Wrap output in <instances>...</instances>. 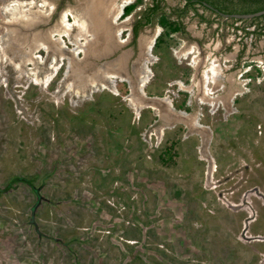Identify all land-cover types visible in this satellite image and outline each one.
<instances>
[{
	"label": "rangeland",
	"instance_id": "1",
	"mask_svg": "<svg viewBox=\"0 0 264 264\" xmlns=\"http://www.w3.org/2000/svg\"><path fill=\"white\" fill-rule=\"evenodd\" d=\"M20 1L0 0V264H264V36L245 32L253 24L201 6L178 18L183 0H162L184 28L138 30L141 90L132 75L118 81L108 49L87 53V0H62L51 18L54 65L24 63L9 50L19 14H32L35 36L60 0ZM113 2L105 24L124 48L151 0Z\"/></svg>",
	"mask_w": 264,
	"mask_h": 264
},
{
	"label": "flooded vegetation",
	"instance_id": "2",
	"mask_svg": "<svg viewBox=\"0 0 264 264\" xmlns=\"http://www.w3.org/2000/svg\"><path fill=\"white\" fill-rule=\"evenodd\" d=\"M2 2L4 0H1ZM88 2L86 3V5L84 6V9H82V16H84L85 19H89L88 24L89 26L92 27L93 30H95L96 33V37H102L105 40V43H103V45L107 47L108 49V60H110V63H112V67H116V71L119 72V76H118V81H127L126 77H130L128 80H132V76L134 78H137V85L140 82V76L143 75L144 70H145V63L143 65V69L141 70V66L140 68L138 67V57H141V54L138 52V47L136 44V37L139 31H137L136 35L133 36L131 27H132V23H134L133 19L130 23V28H129V35L130 38L128 39V44L127 46H125L124 48H121L119 44L118 39H115V37L113 38L110 31L108 30V28L106 27L105 24V14L107 12H112L114 11L115 5H113V0H87ZM20 2H25V3H29L30 2L28 0H22ZM2 7V4H0ZM125 5V4H124ZM123 5V6H124ZM55 6V5H54ZM122 6V8H123ZM9 7V6H7ZM13 5H10L9 9H12ZM62 10V0L59 1V3L57 4V6H55L53 8V11L49 12V14L47 15V19H44L43 21L40 22V24L43 25L42 30L39 29V31H37V35H33L32 30L33 29V16H31L32 14H28L25 16L22 14H19V20L17 22V24L19 25V27L21 28V34L16 33L14 40L11 42V45L9 47V50L11 49V51L13 50V54L17 53V54H21L24 57H27L24 59V63H27L29 60L31 61H38L35 60V57L39 58L41 65H39V70L38 72L41 74L43 72H45V70H47V68L50 69V67L52 65H54V63L50 64V47L48 44V40H46L45 36L49 35V29L52 23V19H56V17L61 13ZM89 10V11H88ZM2 10H0L1 12ZM122 12V11H121ZM15 19H17L18 17L15 16ZM65 19V17H63ZM22 19V20H21ZM92 20H99L100 22H96V23H92ZM4 22V21H3ZM29 23V24H28ZM55 23V22H53ZM17 25V27H18ZM94 25V26H93ZM142 27V26H141ZM140 27V28H141ZM139 28V29H140ZM138 29V30H139ZM31 31V32H30ZM36 37L39 39H41L40 41H35ZM37 39V40H38ZM95 43H97V38H95ZM42 41V42H41ZM94 42V41H93ZM94 44V43H92ZM92 44L88 45L87 47V53H97L98 51H93L90 47H92ZM34 45H36V49L39 50L40 49V53H34L32 54V48L34 47ZM132 45V46H131ZM28 46L30 48H28ZM62 47V45H61ZM89 48V49H88ZM127 48V49H126ZM148 48V46H147ZM41 52L43 54H41ZM237 54V53H236ZM132 56V57H131ZM19 58V57H18ZM37 58V59H38ZM236 59V56H235ZM147 60V59H146ZM62 62V60H60ZM113 61V62H112ZM32 63V62H31ZM110 65V66H111ZM59 68V64L57 65ZM51 74L49 73V71L46 72V74L44 75V78L47 77L48 79H51ZM132 75V76H131ZM44 78H42L44 80ZM35 79V77H34ZM41 78H39V80L35 81H40ZM41 79V80H42ZM147 96V95H146Z\"/></svg>",
	"mask_w": 264,
	"mask_h": 264
},
{
	"label": "trees",
	"instance_id": "3",
	"mask_svg": "<svg viewBox=\"0 0 264 264\" xmlns=\"http://www.w3.org/2000/svg\"><path fill=\"white\" fill-rule=\"evenodd\" d=\"M161 1L162 0H151V3L147 5L141 12L140 15L135 18L134 23H132V33L133 36L136 35L138 29L145 24H149L154 20L164 28L169 29L170 31L183 30L184 25L176 19H170L168 16L161 11ZM205 3L213 6L215 10L206 6ZM136 4V1H131L126 3L123 6V13L129 12ZM201 6L205 9H208L215 16H220L217 11L221 12H238V13H246L253 12L259 9L264 8V0H183L181 8L177 11L176 15L178 18L183 16V14L191 9L193 12H196V8ZM201 18L206 20L207 18L200 15ZM231 19H241V20H249V24H253L251 29H245V32L251 33L254 38L258 36H264V12L253 15L251 17H228ZM244 45L240 47L238 51V55H240L244 49ZM167 156H170V152H166ZM165 161V160H163Z\"/></svg>",
	"mask_w": 264,
	"mask_h": 264
},
{
	"label": "bare ground",
	"instance_id": "4",
	"mask_svg": "<svg viewBox=\"0 0 264 264\" xmlns=\"http://www.w3.org/2000/svg\"><path fill=\"white\" fill-rule=\"evenodd\" d=\"M82 20V19H81ZM96 22H100L99 20H92V23L94 24V23H96ZM75 23H76V26H81V24H83L82 23V21H78V20H75ZM87 23V25H88V22H86ZM66 24H68V23H66ZM85 25V24H84ZM83 25V26H84ZM94 26V25H93ZM85 27V26H84ZM87 28V27H86ZM82 29V28H81ZM86 32V31H85ZM97 38V43L96 44H93L92 45V47L94 48V47H105L104 45H103V43H105V40L102 38V37H99V36H97L96 37ZM96 40V39H95ZM96 48L95 49V51L97 50L98 51V49H100V48ZM92 54H94V53H92ZM99 53L97 52V53H95L94 55H98ZM146 67V66H145ZM72 72H73V70H72ZM149 75H150V68H147V72H145V74H143V75H141L140 76V81H141V79H142V81H141V84H140V89L142 90V86H143V84L147 81V79H148V77H149ZM33 77H35V79L36 80H39V78H38V76H36L34 73H33ZM78 78V77H77ZM80 79V78H79ZM150 79V78H149ZM73 80H75L76 81V79H73ZM113 82V81H112ZM137 87H138V85H137Z\"/></svg>",
	"mask_w": 264,
	"mask_h": 264
},
{
	"label": "water",
	"instance_id": "5",
	"mask_svg": "<svg viewBox=\"0 0 264 264\" xmlns=\"http://www.w3.org/2000/svg\"><path fill=\"white\" fill-rule=\"evenodd\" d=\"M205 4H206L207 7H209V8H211V9L216 11V9L213 6H211L210 4H208V3H205ZM217 12L223 17H251L253 15H258V14L264 12V8L256 10V11H253V12H246V13H238V12L227 13V12H221V11H217ZM107 47L108 46L99 47L100 49H98V53L102 54L105 50H107Z\"/></svg>",
	"mask_w": 264,
	"mask_h": 264
},
{
	"label": "crops",
	"instance_id": "6",
	"mask_svg": "<svg viewBox=\"0 0 264 264\" xmlns=\"http://www.w3.org/2000/svg\"><path fill=\"white\" fill-rule=\"evenodd\" d=\"M204 72V71H203ZM202 83V84H201ZM201 83L199 82L198 83V89H200L199 91L201 92L202 96L207 98L209 95H208V89H207V86H206V82L204 81H201ZM206 89V90H205ZM211 97V96H209ZM170 105V104H169Z\"/></svg>",
	"mask_w": 264,
	"mask_h": 264
}]
</instances>
